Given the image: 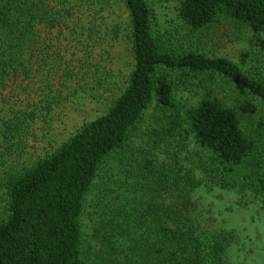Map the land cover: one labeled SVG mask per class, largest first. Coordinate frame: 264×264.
<instances>
[{
  "label": "trees",
  "instance_id": "obj_1",
  "mask_svg": "<svg viewBox=\"0 0 264 264\" xmlns=\"http://www.w3.org/2000/svg\"><path fill=\"white\" fill-rule=\"evenodd\" d=\"M177 2L184 38L149 0H0V264H235L241 239L199 191L264 206V76L220 53L228 33L264 60V0ZM121 63L103 113L26 152L40 120L48 136L55 108L99 97Z\"/></svg>",
  "mask_w": 264,
  "mask_h": 264
},
{
  "label": "rangeland",
  "instance_id": "obj_2",
  "mask_svg": "<svg viewBox=\"0 0 264 264\" xmlns=\"http://www.w3.org/2000/svg\"><path fill=\"white\" fill-rule=\"evenodd\" d=\"M149 1L156 12L164 34L184 38L186 31L178 16L177 0ZM118 13H120V9H118ZM119 18H125V16L121 15ZM225 30L231 31V25L227 22L217 26L215 33L218 31L222 33ZM221 39L224 46L220 49L221 54L229 56L253 72L256 71L257 75L264 76V60L261 54L248 44L247 38L233 39L232 37L230 39L228 33H223ZM117 51L119 54H126L125 47L121 51L118 45ZM120 67H116L115 77L111 79L106 90H101L99 97L90 98L85 94L75 93L61 102L50 114L53 119L51 127L47 130L49 131L48 136L42 131L41 128L45 123L40 120L38 127L35 126L31 129L32 133L29 136V146L26 152H32L39 156L50 152L74 133L85 121L103 113L122 87L123 76L128 72L127 65L121 63ZM121 69L122 74H119ZM186 97L189 99L190 95ZM199 196L213 213L218 215L219 219L226 220L227 225L237 231L241 240L230 249L233 262L235 264H264L263 204L257 200L239 203L241 199L238 194L219 189L213 191L202 189L199 191ZM90 212L88 208L84 215L83 233L87 248L93 251L97 250L98 245L92 239L93 221Z\"/></svg>",
  "mask_w": 264,
  "mask_h": 264
}]
</instances>
